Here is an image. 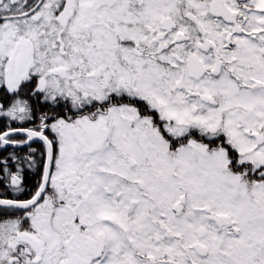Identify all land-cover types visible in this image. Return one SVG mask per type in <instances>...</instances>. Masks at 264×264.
Returning a JSON list of instances; mask_svg holds the SVG:
<instances>
[{"label":"snow or ice","instance_id":"6c2138e0","mask_svg":"<svg viewBox=\"0 0 264 264\" xmlns=\"http://www.w3.org/2000/svg\"><path fill=\"white\" fill-rule=\"evenodd\" d=\"M0 264H264V0H0Z\"/></svg>","mask_w":264,"mask_h":264}]
</instances>
